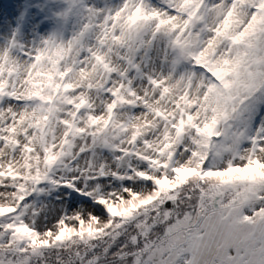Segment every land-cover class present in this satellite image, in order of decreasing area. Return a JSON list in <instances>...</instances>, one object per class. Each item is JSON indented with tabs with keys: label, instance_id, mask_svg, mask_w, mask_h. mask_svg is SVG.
<instances>
[{
	"label": "snow or ice",
	"instance_id": "obj_1",
	"mask_svg": "<svg viewBox=\"0 0 264 264\" xmlns=\"http://www.w3.org/2000/svg\"><path fill=\"white\" fill-rule=\"evenodd\" d=\"M0 264H264V0H15Z\"/></svg>",
	"mask_w": 264,
	"mask_h": 264
},
{
	"label": "rangeland",
	"instance_id": "obj_2",
	"mask_svg": "<svg viewBox=\"0 0 264 264\" xmlns=\"http://www.w3.org/2000/svg\"><path fill=\"white\" fill-rule=\"evenodd\" d=\"M15 0H0V19L11 24Z\"/></svg>",
	"mask_w": 264,
	"mask_h": 264
}]
</instances>
